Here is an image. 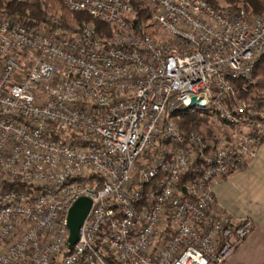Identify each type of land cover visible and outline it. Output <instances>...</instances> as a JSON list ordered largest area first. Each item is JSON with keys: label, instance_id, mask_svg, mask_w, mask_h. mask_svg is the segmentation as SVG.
Returning <instances> with one entry per match:
<instances>
[{"label": "built area", "instance_id": "built-area-1", "mask_svg": "<svg viewBox=\"0 0 264 264\" xmlns=\"http://www.w3.org/2000/svg\"><path fill=\"white\" fill-rule=\"evenodd\" d=\"M62 1L109 30L0 14V264H225L254 224L222 211L213 185L264 144V105L233 84L255 82L264 13L139 0L151 16L137 29L134 0ZM180 109L224 132L182 128Z\"/></svg>", "mask_w": 264, "mask_h": 264}, {"label": "trees", "instance_id": "trees-1", "mask_svg": "<svg viewBox=\"0 0 264 264\" xmlns=\"http://www.w3.org/2000/svg\"><path fill=\"white\" fill-rule=\"evenodd\" d=\"M211 6L217 9L237 10L240 7H245L247 11L254 14L264 13V0H206ZM226 5H223L222 2ZM134 17L130 21L137 29L146 23L150 16V10L139 0L133 1ZM60 11V18L62 19V26L69 30H75V24H82L83 22H92L99 31H108V26L102 22L95 21L92 17L83 11H72L63 4L62 0H35L32 3L18 2L16 0H0V12L8 15H17L22 19H28L32 23L44 22L49 12ZM154 34V33H152ZM254 83H249L241 79H234L233 84L239 97L249 96L254 93L255 102L258 107L264 105V56L258 62L254 70ZM253 95V94H251ZM174 115L177 116L179 125L188 131L203 132L202 127L206 126L210 121L209 113L202 114L200 112H193L189 109H180ZM210 131V130H209ZM207 137L210 133L203 132ZM191 172L185 173L181 176L180 186L188 184L189 180L195 177ZM111 264H116L111 262Z\"/></svg>", "mask_w": 264, "mask_h": 264}, {"label": "crops", "instance_id": "crops-1", "mask_svg": "<svg viewBox=\"0 0 264 264\" xmlns=\"http://www.w3.org/2000/svg\"><path fill=\"white\" fill-rule=\"evenodd\" d=\"M217 204L233 218H247L254 230L225 264H264V144L239 171L213 185Z\"/></svg>", "mask_w": 264, "mask_h": 264}, {"label": "water", "instance_id": "water-1", "mask_svg": "<svg viewBox=\"0 0 264 264\" xmlns=\"http://www.w3.org/2000/svg\"><path fill=\"white\" fill-rule=\"evenodd\" d=\"M193 103L197 102V98L192 99ZM186 190L185 188L183 189ZM92 205V200L88 197H81L71 207L68 215V225L70 229V237L68 248L72 250L79 238L80 227L87 217Z\"/></svg>", "mask_w": 264, "mask_h": 264}, {"label": "rangeland", "instance_id": "rangeland-1", "mask_svg": "<svg viewBox=\"0 0 264 264\" xmlns=\"http://www.w3.org/2000/svg\"><path fill=\"white\" fill-rule=\"evenodd\" d=\"M33 1H35V0H31V1H29V3H32ZM223 3V5H226V3L223 1L222 2ZM61 12L60 11H58V12H54V11H51V12H49V15H48V17L49 16H53V15H61L60 14ZM0 14L1 15H8V14H4V13H2V12H0ZM79 24H75L74 25V28H78L79 26H78ZM153 31V30H152ZM154 32V34H156L158 37H160V38H163V34H160V33H157V32H155V31H153ZM251 94H253L254 95V93H250L249 94V96H252ZM254 100H255V97L253 98ZM205 114V113H204ZM210 116V121L208 122V124L206 125V126H203L202 127V130L201 131H203V132H206L207 134H208V132L210 133L209 135H210V137H215L216 135H219L220 133H223L224 132V129H225V127H223V126H221L219 123H218V121L216 120V118L215 117H213L211 114H209ZM210 130V131H209Z\"/></svg>", "mask_w": 264, "mask_h": 264}]
</instances>
